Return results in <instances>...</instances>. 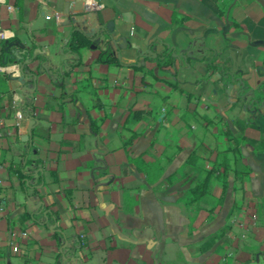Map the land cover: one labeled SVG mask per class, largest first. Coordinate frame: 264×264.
<instances>
[{"label":"crops","instance_id":"1","mask_svg":"<svg viewBox=\"0 0 264 264\" xmlns=\"http://www.w3.org/2000/svg\"><path fill=\"white\" fill-rule=\"evenodd\" d=\"M7 1L9 40L43 59L0 76L3 264H221L227 247L209 239L243 200L258 203L264 235V103L249 105L264 92V0ZM104 30L120 66L98 62ZM73 32L99 45L74 52ZM166 47L176 61L160 68ZM212 51L242 74L243 97L241 83L208 71ZM226 130L241 139L249 181L238 190L231 181L215 214L212 195L185 205L228 148ZM194 152L198 170L186 165ZM140 156L160 179L149 183L131 161Z\"/></svg>","mask_w":264,"mask_h":264},{"label":"trees","instance_id":"2","mask_svg":"<svg viewBox=\"0 0 264 264\" xmlns=\"http://www.w3.org/2000/svg\"><path fill=\"white\" fill-rule=\"evenodd\" d=\"M102 33L106 36L105 38L107 39L106 42V47L100 49V55L98 57V62L100 64H112L115 63L117 65H121L120 61L118 58L115 57V52L111 46L112 39L107 33V30L102 31ZM72 50L74 52H78L80 49L83 47H86L90 44H97L99 45L97 41V37H89L81 32H73L72 33ZM15 41L14 40H8L4 41L1 45V51H0V64L7 66L10 64H13L15 62L20 63L24 68L27 66V62L29 60H35V59H43L40 55H34V49H25V50H16L14 48ZM175 50L172 48L166 47L165 51L161 53L154 61L157 63V65L160 68H171L175 61L176 58L174 57ZM208 63V71L211 73L214 70H220L223 79L225 81V85H231L233 83H241L242 88L239 93V97H243V91L246 90V87L244 86L243 79H242V74L238 72L233 71L232 67V62L231 60L227 59L225 60L222 64H218V56L217 54L212 51V55L206 59ZM191 60L188 58L187 63L190 64ZM264 86V83L260 86ZM260 90L258 95L256 94L255 96H252L249 105H252L254 107H260L262 103H264V92ZM247 93V91H246ZM245 94V93H244ZM141 112L137 113L139 115ZM225 135L228 138L229 146L228 148L224 151V161L221 163L215 164L213 166V169L207 172V176L205 179L193 186L187 193L186 195L181 199V202L184 203L185 205H193L200 200L204 199L209 195L208 192V186L209 182L211 179L212 174H215L218 178V180L221 181L222 186H223V193L222 196L219 200V203H222L225 199L226 196V190L229 187V174L230 172H233L235 175V178L237 181H239L242 185L247 183L250 179L251 175V169L248 166V164L245 162L244 166L242 169H234L232 168L231 160L228 158L227 153L233 152L236 153V155H240V141L241 139L232 137L231 132L229 130L225 131ZM135 136V135H134ZM134 137L129 141L131 143L133 141ZM197 159V153H193L186 165H189L193 162V160ZM134 164H136L146 175L148 178L149 183H154L156 180L160 179L163 174L162 168H159L158 165L155 164H149L145 163L142 157L140 156L137 159H132L131 160ZM236 161V160H235ZM183 176V169L174 173L171 175L168 179L169 180H174L177 177ZM44 212L46 215L51 219L53 223H57L59 221V218L56 216L55 213L49 211V208H45ZM59 229L55 232L54 236L56 237L59 233Z\"/></svg>","mask_w":264,"mask_h":264},{"label":"rangeland","instance_id":"3","mask_svg":"<svg viewBox=\"0 0 264 264\" xmlns=\"http://www.w3.org/2000/svg\"><path fill=\"white\" fill-rule=\"evenodd\" d=\"M224 158V151L218 153L215 159L212 160V165L214 166L215 164L221 163L222 161H224ZM199 159L200 156L198 155L197 159L193 160V162L187 165V167L195 170L200 169V167L197 165ZM230 160L232 168L234 169H242L245 164V161L241 155H232ZM184 174L185 169H183V176ZM200 175L205 178L207 176V173L203 175L200 172ZM213 180L217 181V190L215 186H213L214 189L210 188ZM231 181L234 183V190H238L243 187L242 184L236 180L233 172H230L228 178V182L230 183ZM210 189H212V193H210ZM223 191L224 190L221 181L218 180L215 174H212L208 186V196H213V199L211 200L212 214H215L218 211L219 207L222 206L221 204L224 202L223 201L222 203H219ZM217 193L218 195H216ZM258 211V203L254 201L243 200L235 210L236 215L233 214V218L230 219L229 224L226 227L222 228V230L218 231L216 234L212 235V237L209 239V241L211 242L217 241V246L227 247V252H224V255L221 253L218 258V261L221 264H245L247 263L249 257V261H253L251 264H264V235H260L259 233V228L261 225L260 219L258 217ZM245 254L246 257H244ZM4 263L23 264L22 261L15 258L6 259Z\"/></svg>","mask_w":264,"mask_h":264},{"label":"built area","instance_id":"4","mask_svg":"<svg viewBox=\"0 0 264 264\" xmlns=\"http://www.w3.org/2000/svg\"><path fill=\"white\" fill-rule=\"evenodd\" d=\"M4 7H6L9 11L14 9L13 5L9 4L7 0H0V10ZM13 36H14L13 33L3 26L2 20L0 18V51H1L2 43L4 41H8L9 39L13 38ZM8 73H10L9 67L0 64V76L4 74H8ZM18 118L19 119L22 118L21 113H18ZM4 125H5L4 118L0 116V138L2 136ZM3 188H4V181L0 175V213H3L5 211V206H6V200L4 198ZM4 241H5V238H3L0 235V248L3 246L2 244ZM13 252L14 254H18L19 249L17 247H13ZM0 264H3L1 257H0Z\"/></svg>","mask_w":264,"mask_h":264}]
</instances>
